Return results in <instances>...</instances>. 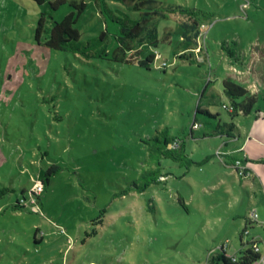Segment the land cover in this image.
<instances>
[{
    "label": "rangeland",
    "instance_id": "obj_1",
    "mask_svg": "<svg viewBox=\"0 0 264 264\" xmlns=\"http://www.w3.org/2000/svg\"><path fill=\"white\" fill-rule=\"evenodd\" d=\"M84 1L74 27L82 44L106 31L105 56L44 46L53 22L73 11L68 4L51 10L47 1L0 0V194L12 189L0 197V264H218L221 248L233 251L240 236L264 241L263 225L244 233L250 212H260L259 187L252 191L248 178L214 155L218 125L231 122L222 80L253 81L264 103V0H155L195 10L199 22L197 47L188 50L193 44L180 40L179 29L187 17L164 12L157 19L165 70L116 58L118 25ZM165 127L185 141L194 164L163 160L166 184L115 197L148 168L141 140ZM51 164L63 169L39 208L33 196L14 208Z\"/></svg>",
    "mask_w": 264,
    "mask_h": 264
},
{
    "label": "trees",
    "instance_id": "obj_2",
    "mask_svg": "<svg viewBox=\"0 0 264 264\" xmlns=\"http://www.w3.org/2000/svg\"><path fill=\"white\" fill-rule=\"evenodd\" d=\"M33 1L39 5L47 1L51 10H56L64 4H68L73 9V11L66 14L60 21L53 22L49 30V35L44 42L45 47L54 51L68 52L74 55L79 54L86 58H98L108 53L106 46L102 45L107 37L106 31H101L97 37L91 39L87 44H82L79 40L80 33L74 25L86 10L88 6L87 2L84 0ZM93 3L100 14L105 15L110 22L118 25V35L116 37L118 47L113 50V54L126 64L135 63L139 67L146 69H150L152 66L157 70H165L167 68V63L162 65V62L165 61L158 51L162 40L159 38V24L157 19L163 17L164 12L169 14L180 13L187 17L188 21L179 24L181 33L180 40L193 44V46L187 48L188 50H195L197 47L196 40L200 35V30L197 11L195 10L185 9L179 6L161 8L155 0H140L137 2L135 0H93ZM121 4L125 7L121 6ZM112 7L115 9L113 8V10ZM44 21V17L41 16L35 28V40L37 42H39L42 33L45 31ZM227 52L230 57L238 61L232 51L228 50ZM179 57L184 58L185 55L179 54ZM222 86L223 94L229 100V103L223 104L222 108L227 112L231 122L226 126L218 125L220 130L215 132L214 135L223 139L222 146H225L229 140L228 135L234 131L233 119L240 114H249L257 103V97L232 78L223 79ZM203 113L214 118L207 109ZM196 121V118H194L192 127L189 130L191 137H193L195 130L193 125L197 124ZM141 142L144 144L151 160L148 168L142 170L138 177L131 181L128 186L114 194L115 197H122L130 192L142 193L148 186L154 183L166 184L169 173L164 172L163 160H169L186 169L194 164L187 151L185 141L170 136L166 127L153 134L152 137L141 140ZM243 163L245 164L244 161ZM230 165L234 170H237L234 168V161ZM62 169L63 167L58 164H51L44 170L39 179H36L37 182L43 185L42 192L45 186L49 185L51 177L56 176ZM246 176L247 174L241 177ZM11 191L12 189L9 188L1 189L0 197ZM21 192L22 197L21 199H17V205L15 204L14 208H23L24 206L20 205L21 201H30V196H33V203L39 208L42 192L37 194L26 189H22ZM25 194L28 195V200H26ZM177 201L186 209L180 197L177 198ZM149 203L148 208L152 209L153 205L151 201ZM257 249V243L251 242L248 244L247 249L230 256L221 248L217 262L218 264H254L259 258Z\"/></svg>",
    "mask_w": 264,
    "mask_h": 264
},
{
    "label": "crops",
    "instance_id": "obj_3",
    "mask_svg": "<svg viewBox=\"0 0 264 264\" xmlns=\"http://www.w3.org/2000/svg\"><path fill=\"white\" fill-rule=\"evenodd\" d=\"M259 53V57L262 63H264V51H260ZM261 73L262 72L256 74ZM243 86L251 94L256 95V90L254 88L253 81L250 85ZM250 87L254 89H250ZM234 120V131L230 132V134L228 135L229 140L226 142L225 146H222L224 140L221 139V144L215 149L214 155L216 156V151L219 150L221 153V157L218 158L220 160H223V162L228 163H224L228 167H231L230 164L237 159H241L245 162L248 168V175L246 176V178H248L249 180L247 181L246 185L250 187L252 191L256 184L259 187V204L257 205H259L260 209L258 219L254 222H250L248 219V223L245 226V229L247 228V226L252 227L253 224H260L264 227V104H258L257 102L253 110L249 114H240ZM207 159L208 157L205 158V160ZM218 184L220 186H223L222 182H218ZM240 184L241 186L245 187L244 181H241ZM261 240V238L243 240L240 236L238 246L233 248V251H228L227 254L231 256L238 253L239 251L247 249L248 244L251 242L257 243V246L261 243H263L264 245V241L262 240L263 242H261ZM259 250L260 254L263 256L264 261V247L259 248ZM254 264H256V262Z\"/></svg>",
    "mask_w": 264,
    "mask_h": 264
},
{
    "label": "built area",
    "instance_id": "obj_4",
    "mask_svg": "<svg viewBox=\"0 0 264 264\" xmlns=\"http://www.w3.org/2000/svg\"><path fill=\"white\" fill-rule=\"evenodd\" d=\"M158 57H160V55H158ZM165 64H166V62H162V65H165ZM198 126H199L198 124H194V125H193V127H194L195 129H197ZM216 156L219 157V158L221 157V153H220L219 150L216 151ZM234 168L237 169V170H235V172H236L239 176H243V175H245V174L248 175V172H247V170H248L247 165L244 164L243 161H242L241 159L234 160ZM42 190H43V185H42L41 183L37 182V185H36V191H35V192H36L37 194H40V193L42 192ZM249 217H250V218H248V219H249L250 222H254V221H256V220L258 219V214H257L256 210L251 211L250 214H249ZM244 233L247 234V229H245ZM257 253L259 254V258L257 259L256 264H264L263 256L260 254L259 247H258V249H257Z\"/></svg>",
    "mask_w": 264,
    "mask_h": 264
}]
</instances>
